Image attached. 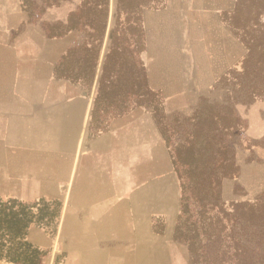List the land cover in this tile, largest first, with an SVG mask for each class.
I'll return each mask as SVG.
<instances>
[{
	"label": "crops",
	"instance_id": "crops-1",
	"mask_svg": "<svg viewBox=\"0 0 264 264\" xmlns=\"http://www.w3.org/2000/svg\"><path fill=\"white\" fill-rule=\"evenodd\" d=\"M80 1L0 0V198L38 214L57 207L55 223L43 216L26 232L47 253L40 264H141L153 221L174 203L172 146L157 115L188 114L244 58L228 22L236 0L142 10V40L124 41L116 67L133 79L143 64L150 90L163 95L147 105L119 99L122 85L105 87L116 99H98L117 11L110 4L93 71L86 52L70 54L95 45L88 27L68 30Z\"/></svg>",
	"mask_w": 264,
	"mask_h": 264
},
{
	"label": "rangeland",
	"instance_id": "rangeland-1",
	"mask_svg": "<svg viewBox=\"0 0 264 264\" xmlns=\"http://www.w3.org/2000/svg\"><path fill=\"white\" fill-rule=\"evenodd\" d=\"M111 5L114 15L117 0H111ZM237 5L238 12L228 22L232 35L241 42L245 40L244 58L238 59L225 75L216 77L214 90L206 93L199 106L189 109L188 114L174 113L166 121L164 114L157 116L174 159L177 150L181 155L209 153L222 140L227 149H232L238 175L222 182L223 206L219 208L214 206L213 178L200 179L188 166L174 165V203L166 216L153 221L157 236L142 242L146 259H141V264H151L154 254L155 264H237L238 251L245 253L239 259L250 257L257 264H264V224L235 221L231 216L235 204L264 206V0H239V4L236 0ZM252 45L253 56L246 58ZM147 87L144 103H159L163 95L150 90L148 79ZM202 159V170H206V175L212 174V166L218 162L208 156ZM43 216L55 223L57 207L38 214L32 206L0 198V262L40 264L47 258V253L35 250L26 241L27 229ZM177 225L186 238H174ZM190 244L197 254L191 252Z\"/></svg>",
	"mask_w": 264,
	"mask_h": 264
},
{
	"label": "trees",
	"instance_id": "trees-1",
	"mask_svg": "<svg viewBox=\"0 0 264 264\" xmlns=\"http://www.w3.org/2000/svg\"><path fill=\"white\" fill-rule=\"evenodd\" d=\"M62 1L67 0H45L47 5H58ZM110 4L111 0H81L78 6V9L70 15L68 20L69 31H83L86 27L91 30V38L93 39L92 49L84 48L83 46L79 49L70 51L71 55L76 53H87L86 63L92 60L93 62V71L96 66V59L100 53L101 43L103 42L104 35L107 28V22L110 15ZM161 6L163 4V0H117V17H116V30L112 39V46L110 50V54L108 56L110 67L106 66L104 76L101 81V91L99 93V100L114 98L116 99L119 96V99H124L125 103L130 99L134 98L136 100L137 105H142L144 93L149 91L147 87V76L145 72V68L142 66V70L140 69V75L132 79L129 75H122L120 71L117 70L116 63L117 57L120 56L122 51L127 52L128 50H124L122 48L124 41L128 39V37H137L142 40V30H140V22H141V13L144 8H148L151 5ZM239 4V0H238ZM239 5L236 6L234 10V14L238 12ZM127 24V28H124L123 25ZM245 43V40L243 41ZM252 44H255L254 42ZM248 55L246 58H250L253 56V45L252 47H248ZM81 60V61H80ZM79 63H85V59L82 55ZM114 64H111V63ZM89 68V67H88ZM70 70V69H68ZM83 71V66H82ZM142 71V72H141ZM66 72H70L67 71ZM77 76H72L68 73L67 78L70 80L83 78V73H78ZM88 74V71H87ZM113 74V75H111ZM144 77V80H142ZM106 85H110L112 88L118 85H122V90L116 92L114 91H106ZM224 141L219 142V146L217 145L216 149L213 151L206 153H199L197 155H181L179 150L176 151L177 158L174 159V154H172L174 165L177 166L178 163H181L184 166H188V168L197 175H200V179L205 176H209L213 178V192H214V206L221 208L222 204V190L221 185L222 182L226 179H233L238 175L239 167L235 161L234 156L231 154L232 149H227ZM188 151V150H186ZM230 153L227 155V153ZM173 153V150H172ZM196 156H199L196 157ZM203 156L212 157L214 162H218V165H213L211 172L212 174L206 175V170H202L203 165H201ZM221 157V159H220ZM233 213L232 217L235 218V221L239 219L246 220L252 225L264 224V206L263 204H235L233 205ZM174 238L176 240H182L186 238L184 233L181 231V226H176ZM191 252L197 254L195 249H193V244H190ZM244 252H237L235 254V258L237 260V264H257L256 261L250 257H245L246 259H239V256H243ZM235 260V261H236ZM234 261V263H235ZM195 264V263H193Z\"/></svg>",
	"mask_w": 264,
	"mask_h": 264
}]
</instances>
